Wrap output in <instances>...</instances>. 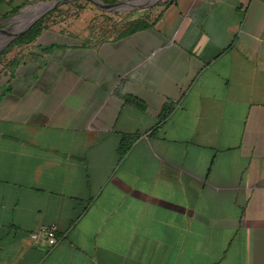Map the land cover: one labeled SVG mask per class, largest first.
<instances>
[{"label": "crops", "instance_id": "0c3cea01", "mask_svg": "<svg viewBox=\"0 0 264 264\" xmlns=\"http://www.w3.org/2000/svg\"><path fill=\"white\" fill-rule=\"evenodd\" d=\"M56 1L2 0L0 33ZM59 7L0 83V264H264V0H169L124 36Z\"/></svg>", "mask_w": 264, "mask_h": 264}, {"label": "rangeland", "instance_id": "374dc122", "mask_svg": "<svg viewBox=\"0 0 264 264\" xmlns=\"http://www.w3.org/2000/svg\"><path fill=\"white\" fill-rule=\"evenodd\" d=\"M169 0H159L157 3L151 5L150 7L146 6V5H140V6H135V8L129 9V10H121L118 12L119 15H115L113 14L112 16H104L103 21L101 22V30L105 33H110V34H118L121 31L127 29L128 24L125 19H129L130 17L135 19V20H139V19H146L148 21H153L155 16L157 15V11L159 10V6H161V4H164L166 2H168ZM153 2V1H151ZM45 2H38L32 5H29L27 7H25L24 9H22L21 11H18L16 13H13V15L7 17V22L6 23H10V21L12 23H14V26L12 28V30H8L9 33H14L17 28L19 29H23L24 27L27 26V24L29 23V18L26 16L24 18H20L21 20H18L19 18L18 15L15 16L16 14L19 13H26L28 12L30 13V9L32 7L38 6L40 4H44ZM150 3V2H149ZM46 7V6H45ZM147 7V8H145ZM44 7L41 8V10ZM59 8V9H58ZM53 9L52 11L48 12L47 14H45L43 18H47L48 21H56V19H54L55 17H59L61 19L64 20L63 17V9H61V7H58ZM152 8V9H151ZM29 10V11H27ZM32 12V11H31ZM31 17V16H29ZM16 18V20H15ZM70 18H68L66 21H69ZM134 20V21H135ZM61 21V20H59ZM57 22V21H56ZM93 29V28H92ZM11 38V36H9L8 34L3 35L2 33H0V55L3 51H5L12 43H8L9 39ZM59 38H57L58 40ZM62 39L60 38V42ZM27 54L26 52V48H22V47H18V48H13L12 50H10V52L7 55H4L1 58V64H0V83L3 84L7 78L4 76L5 73L7 72V68L9 67V61L13 60V59H19V60H23L22 58L24 57L23 55ZM26 58V56L24 57ZM17 70V69H16ZM17 74L14 73V76ZM13 85V81L8 82L5 86V84L2 86L3 88H9L12 87Z\"/></svg>", "mask_w": 264, "mask_h": 264}, {"label": "trees", "instance_id": "16d2710c", "mask_svg": "<svg viewBox=\"0 0 264 264\" xmlns=\"http://www.w3.org/2000/svg\"><path fill=\"white\" fill-rule=\"evenodd\" d=\"M2 0H0L1 2ZM107 3H115L116 1H106ZM59 9V8H58ZM103 20H100V22L97 21V23H94V26L96 27H101V22ZM56 21H48V19L45 17L41 20H39L38 22H36L32 28H30L25 34H23L22 36L16 38L13 43L5 50L1 53L0 55V64H1V58L4 55H7L10 50H12L13 48H20V47H24L26 48V52L27 54L23 55L24 57L26 56V58H22L23 60H19V59H13L9 61V67L7 68V72L5 73V77L7 78L8 82H10L12 79L15 78L14 73H16V69L18 66L20 65H29L31 63H35L36 61L33 62V60H36L37 58L40 60V58L42 59V57H44L45 54H49L55 47L54 45L51 46H46V47H42V46H37L34 47V43L36 42L37 38L41 35L42 31L48 26L47 24H51V23H55ZM150 25H152V23H150L148 20L146 19H139L137 21H132L129 22L127 29H125L124 31L121 32V36L124 35H128V34H132L138 30L144 29L149 27ZM102 37V36H101ZM34 47V48H33ZM39 51H41V53H38ZM1 81V79H0ZM10 88V87H9ZM123 97L125 98V100L127 102H136V100L133 97L127 96V95H123ZM167 113H165L163 116L166 117ZM138 138V136H124L121 144H120V148H119V152L121 155L126 154L129 149L131 148L132 143Z\"/></svg>", "mask_w": 264, "mask_h": 264}, {"label": "water", "instance_id": "95a60500", "mask_svg": "<svg viewBox=\"0 0 264 264\" xmlns=\"http://www.w3.org/2000/svg\"><path fill=\"white\" fill-rule=\"evenodd\" d=\"M73 0H60V1H56L53 3H44V5H46L45 10L38 15L36 18H34L32 21H30L26 27H24L23 29H21L20 31L16 32V33H9L8 31H5L6 34H8L9 36H11V38L9 39L8 43H12L16 38L22 36L23 34H25L30 28H32V26L38 22L39 20L42 19V17L47 14L48 12L52 11L53 9L59 7L62 4H65L67 2H70ZM91 1L94 5L98 6L100 9L105 10V11H120L122 10V7L124 6V1L123 2H119L115 5H108L105 4L101 1H97V0H89ZM23 13H19L16 14L15 16H20Z\"/></svg>", "mask_w": 264, "mask_h": 264}, {"label": "built area", "instance_id": "2783aa9c", "mask_svg": "<svg viewBox=\"0 0 264 264\" xmlns=\"http://www.w3.org/2000/svg\"><path fill=\"white\" fill-rule=\"evenodd\" d=\"M31 238L33 241H37L39 238H44L48 242L50 247H55L60 240L56 236V227L44 228L39 232L33 233L31 235Z\"/></svg>", "mask_w": 264, "mask_h": 264}, {"label": "bare ground", "instance_id": "6f19581e", "mask_svg": "<svg viewBox=\"0 0 264 264\" xmlns=\"http://www.w3.org/2000/svg\"><path fill=\"white\" fill-rule=\"evenodd\" d=\"M45 6L46 5H44V4H42V5H40V6H35V7H33L31 10H30V13L31 14H29L28 12H24L22 15H20V16H18L17 18H19L18 20H21L20 18H24V17H28L29 18V20L30 21H32L34 18H36L38 15H40L44 10H45ZM42 7H44L42 10H41V8ZM132 7V6H131ZM32 11V12H31ZM29 16H31V17H29ZM16 19V18H15ZM29 21V22H30ZM20 29V28H19ZM17 30H18V28H17ZM16 30V31H17ZM21 30V29H20ZM20 30H18V31H20ZM17 31V32H18ZM14 33H16V32H14Z\"/></svg>", "mask_w": 264, "mask_h": 264}]
</instances>
